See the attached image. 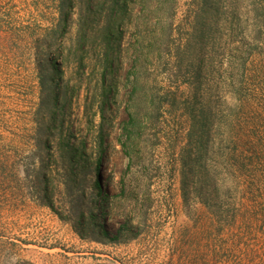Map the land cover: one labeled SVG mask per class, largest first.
<instances>
[{
	"label": "rangeland",
	"instance_id": "1",
	"mask_svg": "<svg viewBox=\"0 0 264 264\" xmlns=\"http://www.w3.org/2000/svg\"><path fill=\"white\" fill-rule=\"evenodd\" d=\"M110 1L0 0V264H264V0Z\"/></svg>",
	"mask_w": 264,
	"mask_h": 264
},
{
	"label": "trees",
	"instance_id": "2",
	"mask_svg": "<svg viewBox=\"0 0 264 264\" xmlns=\"http://www.w3.org/2000/svg\"><path fill=\"white\" fill-rule=\"evenodd\" d=\"M72 0H69V2ZM103 5H108V0H103ZM129 1V0H127ZM111 7L108 8L107 12L105 11L101 14V12H96V13H91L90 10L87 11L85 17L87 20H100L102 19L104 24V27L101 29V35H100V40L102 41V44L104 45V58H105V63L112 61L116 55L114 54V50L112 49V43L117 41L119 39V29H121V25L124 24L127 21L128 15L126 14V0H111L110 1ZM105 13V14H104ZM64 26L62 25L61 28ZM114 27L115 31L112 29ZM88 39L86 38V33L81 30L80 33L78 34V38L76 40V50H78ZM52 51V49H49ZM56 55V52H54ZM59 70L56 68V65L54 63H51L49 73L50 77L51 74L58 72ZM49 76H45V80L49 78ZM47 106H50V122L53 125H56L58 130L61 131V134L56 142H47L43 140V138H38L36 145L39 151L41 150H49L51 151V145L52 143H56V150L58 155H60L63 158H66L68 161V166L67 168L71 169L76 162L77 159H80L81 157V150L79 147H77V144H75L72 139H73V134L69 130V128L64 129L61 123L62 117L64 116V110L54 108L58 106V99L55 100L54 98V93H55V88L52 85H49L47 87ZM47 137H51V135L47 134ZM101 149V148H100ZM101 151V150H100ZM50 155V154H49ZM51 157V156H49ZM42 172H44L43 177L39 178L40 184L47 186L49 185V180H48V175L43 168L41 169ZM40 171V172H41ZM46 172V173H45ZM40 176V175H39ZM38 176V177H39ZM42 176V175H41ZM64 186L66 189V192L68 193V196H72L71 191L73 190L74 186L71 183V180L65 179L64 181ZM93 188L95 190L94 198L95 201L103 202V197L101 196L99 184L97 181L93 184ZM79 197L76 196L74 200L71 201V209L70 211L73 212L75 205L79 204ZM51 209H53L51 201L48 204ZM89 220L88 223L85 225L84 231L86 232L89 231V239L95 242L100 243V239H105L107 237V231L106 229L99 224L98 218H94L92 210L89 211ZM96 234H98L99 237L101 238H96ZM81 237L83 235L81 234ZM117 239V238H115Z\"/></svg>",
	"mask_w": 264,
	"mask_h": 264
}]
</instances>
